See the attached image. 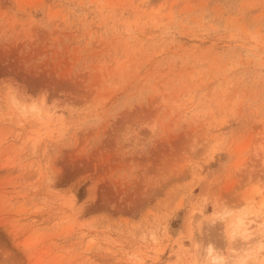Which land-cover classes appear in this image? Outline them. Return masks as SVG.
I'll return each mask as SVG.
<instances>
[{
	"label": "rangeland",
	"instance_id": "1",
	"mask_svg": "<svg viewBox=\"0 0 264 264\" xmlns=\"http://www.w3.org/2000/svg\"><path fill=\"white\" fill-rule=\"evenodd\" d=\"M0 264H264V0H0Z\"/></svg>",
	"mask_w": 264,
	"mask_h": 264
}]
</instances>
